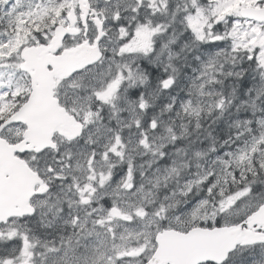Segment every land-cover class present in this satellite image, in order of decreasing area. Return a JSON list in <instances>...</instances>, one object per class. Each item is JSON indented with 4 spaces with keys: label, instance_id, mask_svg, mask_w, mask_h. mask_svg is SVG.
Listing matches in <instances>:
<instances>
[{
    "label": "snow or ice",
    "instance_id": "snow-or-ice-1",
    "mask_svg": "<svg viewBox=\"0 0 264 264\" xmlns=\"http://www.w3.org/2000/svg\"><path fill=\"white\" fill-rule=\"evenodd\" d=\"M0 264H264V0H0Z\"/></svg>",
    "mask_w": 264,
    "mask_h": 264
}]
</instances>
